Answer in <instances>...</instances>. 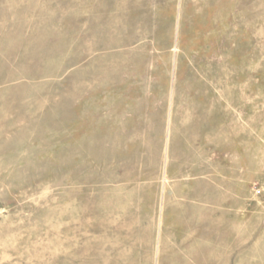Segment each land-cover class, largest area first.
Listing matches in <instances>:
<instances>
[{"label":"rangeland","instance_id":"obj_1","mask_svg":"<svg viewBox=\"0 0 264 264\" xmlns=\"http://www.w3.org/2000/svg\"><path fill=\"white\" fill-rule=\"evenodd\" d=\"M0 264H264V0H0Z\"/></svg>","mask_w":264,"mask_h":264}]
</instances>
